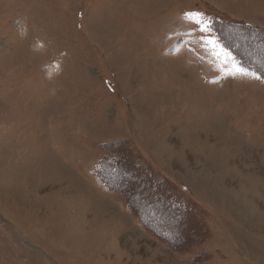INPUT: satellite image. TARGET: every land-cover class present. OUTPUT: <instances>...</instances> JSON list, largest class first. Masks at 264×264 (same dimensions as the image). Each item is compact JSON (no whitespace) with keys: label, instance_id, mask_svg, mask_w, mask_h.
Returning a JSON list of instances; mask_svg holds the SVG:
<instances>
[{"label":"rangeland","instance_id":"1","mask_svg":"<svg viewBox=\"0 0 264 264\" xmlns=\"http://www.w3.org/2000/svg\"><path fill=\"white\" fill-rule=\"evenodd\" d=\"M209 36L257 67L264 0H0V264H264V78Z\"/></svg>","mask_w":264,"mask_h":264},{"label":"snow or ice","instance_id":"2","mask_svg":"<svg viewBox=\"0 0 264 264\" xmlns=\"http://www.w3.org/2000/svg\"><path fill=\"white\" fill-rule=\"evenodd\" d=\"M184 17L194 25L199 26L200 32L211 31L208 22L202 13L189 11L184 13ZM204 39L213 49V54L217 56V58H222L224 65H231V67L227 69L226 74L233 76H250L255 79L264 78V45H262L259 52L253 56L252 62L257 64V67L252 69L251 67H246L241 62L237 61L227 48H224L219 44L215 37L209 36L204 37Z\"/></svg>","mask_w":264,"mask_h":264},{"label":"trees","instance_id":"3","mask_svg":"<svg viewBox=\"0 0 264 264\" xmlns=\"http://www.w3.org/2000/svg\"><path fill=\"white\" fill-rule=\"evenodd\" d=\"M221 41L223 42L224 40L221 39ZM226 48L230 49L229 46H227ZM234 53L237 55V57L240 60H242L244 62V58L243 57H241L239 54H237V52H234ZM251 68L255 69L256 66L253 64L251 66ZM104 151L106 152L107 149L105 148ZM110 157L109 156L108 157L105 156L97 163V165L95 166V169H94L96 176L99 178V180L103 183V185L107 189H109V190H111L113 192L122 194L126 198L127 204L132 210L133 209L137 210L136 205L133 203V199H132V196H131L130 192L125 190V189H123L122 184L120 182L118 183V181L121 180L120 177L117 176L116 174H113L114 172L112 171V165L116 164V162H115V160L113 158H110ZM110 159H111V161H110ZM109 163H110L111 166L109 165ZM161 198H162V200H161ZM161 198H160L161 201H159V203H163L164 201L166 202L167 197L162 196ZM172 198H173L172 196L171 197L168 196V200L172 203V205L171 204L170 205L172 207H174L173 204H175V205L177 204L176 208L181 209V211L184 210L183 206L186 205L185 202L180 200V204H178V202L176 200H173ZM150 206L156 208V204H154L153 206L152 205H150ZM159 207H161V206H159ZM167 207H168V209H170V206L167 205ZM138 209H140V208H138ZM136 213L138 214V211ZM143 220H144V222H146L145 218ZM148 224L150 225V228H147L149 231L154 232L156 230V228L157 229L160 228L159 227L160 226L159 223H156V222L152 221V222H150ZM164 241H168L167 238L164 239ZM170 243H171V239H170Z\"/></svg>","mask_w":264,"mask_h":264}]
</instances>
